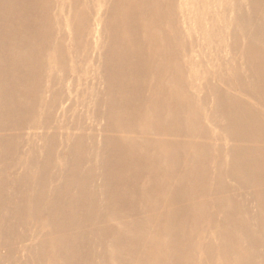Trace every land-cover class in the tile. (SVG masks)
Listing matches in <instances>:
<instances>
[{
  "label": "rangeland",
  "instance_id": "obj_1",
  "mask_svg": "<svg viewBox=\"0 0 264 264\" xmlns=\"http://www.w3.org/2000/svg\"><path fill=\"white\" fill-rule=\"evenodd\" d=\"M134 1L38 0L17 5L16 18L0 3V27L12 23L18 31L13 39L0 34V152L8 150L0 153V264H264V125L262 134L256 127L238 136L228 130L234 116L250 114L232 100L264 119L255 92L264 84V0H140L163 15L162 23L123 32V17L138 12ZM179 9L192 30L182 29L179 14L173 17ZM140 32L151 35L152 54L174 42L164 71L179 79L135 89L130 102L124 93L137 76H115ZM182 38L198 41L199 49L182 51ZM43 46L53 56L36 57ZM11 54L20 63L8 60ZM50 85L63 93L52 94ZM19 102L29 109L6 113ZM70 102L74 109L62 117ZM114 111L130 118L116 123ZM113 139L132 142L128 154L139 162L121 159ZM242 158L246 164L236 168ZM83 190L87 201L79 198ZM68 207L81 213V223L66 224ZM87 207L108 210L95 221Z\"/></svg>",
  "mask_w": 264,
  "mask_h": 264
},
{
  "label": "bare ground",
  "instance_id": "obj_2",
  "mask_svg": "<svg viewBox=\"0 0 264 264\" xmlns=\"http://www.w3.org/2000/svg\"><path fill=\"white\" fill-rule=\"evenodd\" d=\"M35 1H38V0H0V3L2 2L3 4L4 3H8L9 5H10V11H9V13L7 14V15H9V16H14V17H12V18H16L17 16H19V14H18V12L15 10V7L17 6V5H23V6H29V5H31L33 2H35ZM80 2V1H79ZM135 3V4H134ZM221 3V2H220ZM40 4V3H39ZM133 4L134 5H137L140 9H141V14H139V8H138V12H137V14H136V16L132 19V20H130L129 19V16H125V17H123V19H122V24H121V28H122V30H123V32H125V30H126V27H128V29L129 28H133V29H135V30H137V31H144L146 28H150L152 25L153 26H155V25H158V24H160V23H162V21H163V15L162 14H159L158 13V10L155 8V7H150L148 4H144L142 1H140V0H138V1H134L133 2ZM140 5V6H139ZM215 5V4H214ZM45 6V5H44ZM3 7V6H2ZM222 7V6H221ZM220 7V8H221ZM259 8V7H258ZM55 9H56V7H55ZM55 9H53V11H55ZM222 9V8H221ZM220 9V10H221ZM1 14V13H0ZM177 14H179V16H181V25H182V29H183V26H184V30L186 29L187 31L188 30H192V24L190 23V21H192V19H190L189 18V16L188 15H186L181 9H179V11H175V13H173V17H175L176 18V16H177ZM17 15V16H16ZM53 15V14H52ZM46 16V15H45ZM57 18H55V20H56ZM52 20H54V19H52ZM54 20V21H55ZM173 20V19H172ZM37 23V22H36ZM111 24L112 25H114L115 24V20H113V22H111ZM168 24V23H167ZM29 26V25H28ZM37 26V25H36ZM147 26V27H146ZM37 28V27H36ZM117 28H119V27H116V29ZM181 28V26L179 27V26H175V25H173L172 24V30L175 32V31H178L179 33H176V34H178V35H181V32H182V29H180ZM115 29V30H116ZM261 29H264V28H261ZM156 30V29H155ZM50 32V31H49ZM59 33V32H58ZM0 34H1V36H3V37H10V39H13V38H16L17 36H18V31H17V28H15V27H13V24L11 23V25H8V26H6V25H2L1 27H0ZM54 34H55V32H54ZM139 34V36H138V39H136V40H140L139 42V44H135V42H136V40H134L133 41V43L130 45H126V47H128V48H130V51H131V55H128L127 53H126V51H124L125 52V54H126V60H122V68L121 69H119V72H118V75L117 76H115V77H124L125 79H128V80H130L132 77H136L137 76V81H138V83L137 84H130L129 83V86H130V90H131V92H129L128 94H127V92H125L124 93V95L127 97V99L128 98H130V102L131 101H133L132 100V97H133V95H135L136 94V90H138V91H141V90H143V89H145V87L147 86V87H151V89H152V86L158 81V80H160V79H162V78H164L165 80L167 79V81H166V83H171V84H175L176 83V81H177V79H179V78H177L176 79V76L175 75H172V73H168V72H166V71H164V70H166V66H167V64L170 62V57L173 55V54H175V52H173L174 51V48H173V46H174V42H173V46H171L172 44H170L168 41L166 42V44H165V49H164V53L163 54H160V55H156V54H152L151 52H150V50H149V46L151 45L150 44V42H148V39H150L151 38V35L150 34H148V35H146V33L143 35L142 34V32H140V33H138ZM165 34V33H164ZM262 34V33H261ZM261 34H259V35H261ZM253 37V36H252ZM256 38V37H255ZM123 39H126L125 38V35H123ZM128 39V38H127ZM161 39V38H160ZM184 38H182V51H184V49H185V47H190V48H195V50H197V49H199V47H198V41H196V40H191L189 43H188V39H184ZM253 39V38H252ZM164 40V39H163ZM257 40V39H256ZM126 42V44L128 43L127 41H125ZM13 43H15V42H12L11 43V45H14ZM161 43H162V41H161ZM172 43V42H171ZM222 44V43H221ZM123 45H125V44H123ZM160 45H163V44H160ZM262 46H264V45H262ZM160 47V46H159ZM222 47V46H221ZM225 47V46H224ZM21 48H23V47H20L19 49H21ZM13 49V48H12ZM41 49V51H37V56L36 57H42L43 58V60L45 59V58H47V57H51L50 55H52L53 56V54L51 53V54H49L47 51H46V48H45V46H43L42 48H40ZM172 49H173V51H172ZM15 50V49H14ZM45 51V52H42V51ZM173 52V53H172ZM222 52V51H221ZM7 53V52H6ZM14 54H15V52H13ZM22 53H23V55H25L24 54V48L22 49ZM94 53V52H93ZM8 54V53H7ZM224 54V53H223ZM56 55V54H55ZM26 56V55H25ZM2 57V56H1ZM11 58H12V61H18L17 63H20V59H16V57L15 56H13L12 54L11 55H9L8 56V60H11ZM55 58V57H54ZM252 60V59H251ZM250 60V61H251ZM105 61V60H104ZM154 61H156V67L155 68H153L152 67V64H153V62ZM224 61V60H223ZM253 62V61H252ZM10 63V62H9ZM4 64V63H3ZM252 64V63H251ZM254 64V63H253ZM93 65V64H92ZM113 68V67H112ZM111 68V69H112ZM151 68H152V70H151ZM259 69L260 70H262V72H263V75H262V77H263V80H264V65H262L261 67H259ZM168 71H170V69H167ZM2 72H3V70H2V66L0 65V76L2 75ZM258 72V71H257ZM256 71H255V77H256V75H258V77L259 78H257V80H261V78H260V75L257 73ZM81 74V73H80ZM45 75V74H44ZM46 76V75H45ZM180 76H182V74L180 75ZM10 77L9 76H7V79H9ZM181 78V77H180ZM70 79V78H69ZM82 79V78H81ZM81 81V80H80ZM67 83H69V82H67ZM78 83V82H77ZM80 83V82H79ZM53 84H56V80L55 81H53ZM236 84V83H235ZM159 85H160V83H159ZM179 85H181V83H179ZM223 85V84H222ZM61 86H62V84H61ZM76 86H77V84H76ZM250 86V85H249ZM122 87H123V85H122ZM66 88H67V85H66ZM74 89V88H73ZM123 90L125 89L124 87L122 88ZM136 89V90H135ZM237 89V88H236ZM48 90L52 93V94H54V95H56V94H62L63 93V89H62V87H60V89H57L56 87L54 88V87H52L51 85L48 87ZM72 88H68L67 89V92H68V94H70V93H72ZM125 91V90H124ZM44 92V91H43ZM66 92V93H67ZM152 92V91H151ZM255 92L256 93H258L261 97H262V99H261V102L263 103V105H264V84L263 83H259L258 85H257V87L255 88ZM114 97V96H113ZM152 99V98H151ZM11 100V99H10ZM69 100V99H68ZM67 100V101H68ZM218 100H219V102H222V98L219 96L218 97ZM15 102V101H14ZM244 102V101H243ZM243 102H241L240 100H232L231 101V103L234 105V106H241L242 108H244L245 109V111L247 112V113H250V114H252V110H249L247 107L248 106H245L244 104H243ZM114 103V102H113ZM112 103V104H113ZM116 103V102H115ZM114 103V104H115ZM166 103H167V105L169 106V107H172V106H177V103L175 102V101H173V100H171V99H166ZM14 105L13 106H11V105H8V106H6V108H5V111H6V113H9V114H12V113H14V112H16V111H18L19 112V110L20 109H24V110H28L29 109V106L28 105H25V104H23V103H13ZM34 104V103H33ZM66 104V103H65ZM111 104V103H110ZM113 104V105H114ZM121 104V103H120ZM73 105H74V103L73 102H70L67 106V108H64L63 109V111H62V117H65V115L70 111V110H72V109H74L73 108ZM181 105H182V103H181ZM65 106V105H64ZM197 106V105H196ZM116 107V106H115ZM126 108H127V106H126ZM114 109V108H113ZM128 109V108H127ZM147 109V108H146ZM112 110V109H111ZM110 110V111H111ZM238 110V109H237ZM118 111V110H117ZM198 110H197V107H196V112H197ZM206 111V110H205ZM37 112V111H36ZM58 112H59V110H58ZM113 112V111H112ZM112 112L111 113H109V114H112ZM107 113V112H106ZM114 113H115V111H114ZM118 113V112H117ZM105 114V113H104ZM108 114V115H109ZM238 114H239V112H238ZM241 114V113H240ZM248 115L247 117H243L242 115H237V116H234V119H235V121H236V124L235 125H233V126H230L229 128H228V130H230L231 132L232 131H235L234 133H235V135L236 136H238V135H244V134H246V133H248V131L249 130H252V129H254L255 127H256V131L257 132H259V134L261 133L262 134V132H261V127L259 126V125H261V126H263L264 125V122H263V117H260L259 115H256V113H254L253 115ZM57 115H58V113H57ZM107 115V114H106ZM115 115V122L116 123H119V122H121L124 118H126L129 114H126L125 112H122V113H119V114H114ZM113 116V115H112ZM162 116V115H161ZM211 117L212 116H214V115H210ZM129 117V116H128ZM137 117V116H136ZM195 117V116H194ZM193 117V118H194ZM204 117V116H203ZM215 117V116H214ZM233 117V115H229L228 117H227V120H231V118ZM130 118V117H129ZM201 119V118H200ZM111 120V119H110ZM166 120V119H165ZM213 120V119H212ZM193 121V120H192ZM205 121V120H204ZM204 121H202V122H204ZM208 121V120H207ZM216 121V120H215ZM219 121V120H218ZM224 121V120H223ZM33 122V121H32ZM31 122V123H32ZM41 122V121H40ZM115 122L114 121H112L111 120V123L113 124V125H116L115 124ZM142 122V121H141ZM197 122V121H196ZM127 123V122H126ZM145 123V122H144ZM206 122H204V124H205ZM220 123H221V121H220ZM219 123V124H220ZM224 123V122H223ZM122 124H123V122H122ZM200 124V123H199ZM41 125V124H40ZM195 125V124H194ZM208 125V124H207ZM59 126V125H58ZM200 126V125H199ZM132 127L134 128V125L132 124ZM264 127V126H263ZM60 128V127H59ZM199 128V127H198ZM214 128V127H213ZM119 129V128H118ZM204 129V128H203ZM199 130V129H198ZM217 130V129H216ZM221 130H222V128H221ZM224 130V129H223ZM222 130V131H223ZM17 131V130H16ZM190 131V130H189ZM230 131H228L229 133H231ZM28 132V131H27ZM218 132V131H217ZM13 133V132H12ZM183 132H180L179 134H182ZM233 133V134H234ZM26 134V133H25ZM178 134V135H179ZM220 134V133H219ZM8 135V134H7ZM34 135V134H33ZM224 135V134H223ZM254 135V134H253ZM26 137H27V135H25ZM48 137H50L51 136V134L50 133H48V135H47ZM246 136V135H245ZM29 137V136H28ZM20 138L22 139V136H20ZM88 138V137H87ZM83 139V138H82ZM223 139V138H222ZM251 139V138H250ZM18 139H16V141H17ZM220 140V139H219ZM230 140V139H229ZM206 141V140H205ZM225 141V140H224ZM226 141H227V139H226ZM69 142H70V140H69ZM243 142V141H242ZM248 142V141H247ZM253 142V141H252ZM259 142V141H258ZM25 143H27L26 141H25ZM250 143H251V141H250ZM133 143L132 142H125V141H123V140H117V141H115V139H113V146H117L118 147V149L120 150V154H121V159H122V155L124 156V157H127V156H129L130 154H128V153H131L132 151H133V149H134V145H132ZM216 145H217V143H215ZM245 144V143H244ZM244 144L243 145H241V147L242 146H244ZM27 145V144H26ZM25 145V146H26ZM215 145V146H216ZM256 145V144H255ZM77 146H78V143H77ZM218 146V145H217ZM246 146V145H245ZM257 146V145H256ZM18 147V146H17ZM42 148V147H41ZM220 148V147H219ZM223 148V147H222ZM77 149V148H76ZM208 149V148H207ZM233 149V148H232ZM246 149V148H245ZM39 150H40V148H39ZM140 150H141V148H140ZM8 150H6V149H3V150H1V152L2 153H6ZM24 151V150H23ZM42 151V150H41ZM247 151V150H246ZM251 151H253V150H251ZM250 151V152H251ZM0 152V153H1ZM57 152V151H56ZM231 152V151H230ZM255 152V151H254ZM15 154H16V152H14ZM22 155H23V152L21 153ZM20 154V155H21ZM29 151H28V148H27V153H26V155H28L29 156ZM64 154V153H63ZM66 154V153H65ZM230 154V153H229ZM1 155V154H0ZM42 155V154H41ZM261 155H262V157H264V149H262L261 150ZM27 156V157H28ZM76 157V156H75ZM128 158H130V163H129V165H133V164H136L137 162H139V159H138V157H135L134 158V160L135 161H133L132 160V158H131V155H130V157H128ZM74 160V159H73ZM96 160V159H95ZM9 161V160H8ZM51 161V160H50ZM82 161V160H81ZM80 161V162H81ZM260 161H261V159H260ZM26 162H27V160H26ZM246 159L245 158H242V159H237L235 162H234V166L236 167V168H240V167H242L243 165H245L246 164ZM254 162V161H253ZM17 165V164H16ZM25 165V164H24ZM30 165V164H29ZM71 165V164H70ZM181 165V164H180ZM13 166V165H12ZM23 166V165H22ZM39 166V165H38ZM51 166H52V163H51ZM137 166V165H136ZM142 166V165H141ZM176 166H177V164H176ZM186 166V165H185ZM72 167V166H71ZM153 167H154V165H153ZM178 167V166H177ZM180 167V166H179ZM9 168H11V167H9ZM75 168V167H74ZM132 168V167H131ZM181 168V167H180ZM11 169H13V168H11ZM22 169V168H21ZM51 169V168H50ZM135 169V168H134ZM182 169V168H181ZM2 170V169H1ZM96 170V169H95ZM145 170V169H144ZM148 170V169H147ZM152 170V169H151ZM16 171V170H15ZM101 171V170H100ZM109 171V170H108ZM97 172V171H96ZM111 172V171H110ZM126 172V171H125ZM138 172V171H137ZM141 172H142V170H141ZM185 172V171H184ZM12 173V172H11ZM77 173V172H76ZM134 173V172H133ZM143 173V172H142ZM183 173V172H182ZM16 174V173H15ZM96 174V173H95ZM129 174V173H128ZM156 174H157V172H156ZM184 174V173H183ZM111 175V174H110ZM133 175V174H132ZM137 175V174H136ZM135 175V176H136ZM13 176V175H12ZM98 176V175H97ZM101 176H102V174H101ZM181 177H182V175H180ZM74 177H76L75 175H72L71 177H70V181H73L74 180ZM77 177H78V174H77ZM76 177V178H77ZM125 177H126V174H125ZM164 177H165V175H164ZM171 177V176H170ZM10 178V177H9ZM23 178V177H22ZM89 178V177H88ZM100 178V177H99ZM131 178H132V176H131ZM135 178V177H134ZM8 179V178H7ZM14 179V178H13ZM30 179V178H29ZM129 179V178H128ZM159 179V178H158ZM77 180V179H76ZM163 180V179H162ZM165 180H167V179H165ZM9 181V180H8ZM59 180H57V182H58ZM99 181V180H98ZM103 181H104V179H103ZM129 181V180H128ZM136 181V180H135ZM193 182V181H192ZM9 183V182H8ZM15 183V182H14ZM9 185H11V184H9ZM137 185V184H136ZM15 186V185H14ZM74 187V186H73ZM68 188H70V186H67V188H66V192L67 193H70V191H69V189ZM132 188V187H131ZM175 188V187H174ZM19 189V188H18ZM50 190V189H49ZM109 190V189H108ZM9 191V190H8ZM163 191V190H162ZM169 192H170V189H169ZM3 193V192H2ZM107 193H108V191H107ZM8 194H9V192H8ZM50 194V193H49ZM48 194V195H49ZM80 196H79V198H82L83 197V200H86L87 201V193H86V191L85 190H83V191H80ZM129 194V193H128ZM161 194H162V192H161ZM26 195V194H25ZM54 195H56V193L54 192ZM100 195H102V194H100ZM107 195V194H106ZM15 197V196H14ZM49 197V196H48ZM66 197V196H65ZM73 197H74V195H73ZM102 197V196H101ZM16 199V198H15ZM38 199V198H37ZM65 199V198H64ZM49 200V199H48ZM101 201V200H100ZM64 202V201H63ZM69 202H72V201H70L69 200ZM3 203V202H2ZM7 204H8V202H7ZM44 205H45V203H44ZM64 205V204H63ZM164 205V204H163ZM5 206V205H4ZM54 206V204L53 203H51V205H50V207H53ZM73 206V205H72ZM146 206V205H145ZM65 207V206H64ZM59 208V207H58ZM46 209V208H45ZM88 209V210H87ZM131 209V208H130ZM61 211H63L64 209H60ZM82 210V209H81ZM99 210V211H98ZM107 210H108V208L107 207H102V208H99V209H92V207H87L85 210H83L84 211V213L88 216V217H90L91 218V220H97V219H99L100 217H102L103 215H104V213L106 214L107 213ZM69 213H68V212ZM75 211V209H72V208H70V207H68V209L67 210H65L64 211V215H65V222H66V224L68 223V222H70V223H72V224H74V223H76V224H79V223H81V218H82V215H81V213L80 212H76V213H73ZM129 211V210H128ZM50 213L51 214H58L57 213V211H51V209H50ZM21 214V213H20ZM43 214V213H42ZM45 214V213H44ZM61 214V213H60ZM36 216V215H35ZM15 218V217H14ZM14 218H13V220H14ZM41 218H42V216H41ZM45 218V217H44ZM119 218V217H118ZM26 219V218H25ZM89 219V218H88ZM159 219H161L160 217H159ZM164 219V218H163ZM90 220V219H89ZM113 220H114V218H113ZM54 222H56V221H54ZM90 222V221H89ZM122 222V221H121ZM120 222V223H121ZM18 223V222H17ZM127 223V222H126ZM165 224H166V222H165ZM149 225V224H148ZM222 226V225H221ZM90 227V226H89ZM150 227V226H149ZM5 228V227H4ZM8 228V227H7ZM35 229V228H34ZM121 230V229H120ZM131 230H132V228H131ZM130 230V231H131ZM251 230V229H250ZM255 230V229H254ZM21 231H22V229H21ZM71 231V230H70ZM133 231V230H132ZM253 231V230H252ZM93 232V231H92ZM170 232V231H169ZM260 232V231H259ZM132 233V232H131ZM13 234V233H12ZM15 235H16V233H15ZM9 236V235H8ZM175 236V235H174ZM11 237V236H10ZM17 237V236H16ZM38 237V236H37ZM93 237H94V234H93ZM18 238V237H17ZM150 239V238H149ZM171 239L173 240V236L171 237ZM257 239V238H256ZM210 240V239H209ZM12 241V240H11ZM181 241V240H180ZM257 241V240H256ZM255 241V242H256ZM18 242V241H17ZM71 242V241H70ZM179 242V241H178ZM253 242V241H252ZM90 243V242H89ZM182 243V242H181ZM250 243V242H249ZM259 243V242H258ZM15 245V244H14ZM43 245V244H42ZM150 245V244H149ZM181 245V244H180ZM239 245V244H238ZM250 245V244H249ZM109 246V245H108ZM183 246V245H182ZM190 246V245H189ZM110 247V246H109ZM209 247V246H208ZM208 247H206L205 249L207 250V248ZM219 247H221V246H219ZM237 247V246H236ZM239 247H240V245H239ZM3 248V247H2ZM95 248V247H94ZM183 248V247H182ZM186 248V247H185ZM204 248V247H203ZM228 248V247H227ZM226 248V249H227ZM3 249H5V248H3ZM80 249V248H79ZM99 249V248H98ZM231 249V248H230ZM229 249V250H230ZM237 249H238V247H237ZM249 249V248H248ZM256 249V248H255ZM261 249H262V246H261ZM40 250H41V247H40ZM45 250L47 251V249L45 248ZM85 250V249H84ZM153 250V249H152ZM225 250V249H224ZM250 250V249H249ZM240 251H242V250H240ZM239 251V252H240ZM245 251V250H244ZM2 252V251H1ZM150 252V251H149ZM180 252V251H179ZM223 252V251H222ZM228 252V251H227ZM238 252V253H239ZM22 253V252H21ZM47 253H49V252H47ZM151 253V252H150ZM226 253V252H225ZM246 253V252H245ZM247 253H248V251H247ZM251 253V252H250ZM211 254V253H210ZM227 254V253H226ZM233 254H235V255H233V256H236V252L234 253L233 252ZM47 255V254H46ZM168 255V254H167ZM203 255V254H202ZM208 255V254H207ZM227 256V255H226ZM232 256V255H231ZM23 257V256H22ZM31 257H32V255H31ZM47 257V256H46ZM182 257V256H181ZM207 257H209V259L211 258L212 259V256L210 257V256H207ZM237 257H238V255H237ZM236 257V258H237ZM246 257V256H245ZM35 258V257H34ZM166 258H167V256H166ZM231 258V257H230ZM235 258V259H236ZM33 259V258H32ZM151 259V258H150ZM171 259V258H170ZM200 259H201V257H200ZM210 259V260H211ZM222 259H224V258H222ZM241 259V258H240ZM11 260V259H10ZM94 260V259H93ZM145 260H147V259H145ZM209 260V261H210ZM214 260V259H213ZM260 260V259H259ZM25 261V260H24ZM33 261V260H32ZM36 261V260H35ZM72 261V260H71ZM209 261H208V263H209ZM215 261V260H214ZM224 261V260H223ZM227 261H229V260H227ZM251 261V260H250ZM254 261V260H253ZM10 262V261H9ZM48 262V261H47ZM46 262V263H47ZM166 262V261H165ZM22 263V262H21ZM39 263H40V261H39ZM220 263V262H219ZM223 263V262H222ZM232 263V262H231ZM248 264H253L252 262H249L248 261Z\"/></svg>",
  "mask_w": 264,
  "mask_h": 264
}]
</instances>
